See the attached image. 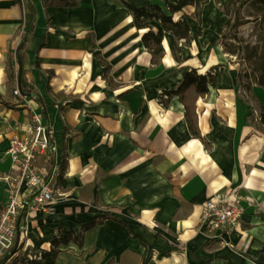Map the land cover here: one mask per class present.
Masks as SVG:
<instances>
[{
    "label": "crops",
    "instance_id": "0c3cea01",
    "mask_svg": "<svg viewBox=\"0 0 264 264\" xmlns=\"http://www.w3.org/2000/svg\"><path fill=\"white\" fill-rule=\"evenodd\" d=\"M30 1L28 34V0H0V173L10 166L8 139L32 109L49 126L59 168L54 211L31 215L27 246L48 250L58 227L78 232L109 212L84 231L81 246H60L53 264H264V122L257 111L264 87L254 85L250 99L235 64L225 61L218 44L227 16L217 0L175 15L194 12L187 17L193 39L178 41L179 59L174 36L150 23L164 49L157 64L142 42L147 28L138 29L118 0L70 8ZM126 1L163 7L162 0ZM26 35L23 79L42 105L13 94L9 70L15 76L13 52ZM192 68L218 75L205 95L188 90L186 109L165 92ZM232 192L243 210L239 224L206 231L201 205ZM6 197L0 183V211Z\"/></svg>",
    "mask_w": 264,
    "mask_h": 264
},
{
    "label": "trees",
    "instance_id": "16d2710c",
    "mask_svg": "<svg viewBox=\"0 0 264 264\" xmlns=\"http://www.w3.org/2000/svg\"><path fill=\"white\" fill-rule=\"evenodd\" d=\"M80 0H41L44 7H63L70 8L76 7ZM123 6L131 11L133 22L138 29L147 28L146 32L142 35L143 45L150 51L152 55V63L157 64L160 62L164 54V49L161 44V37L153 30L150 23L157 22L161 30L168 32L174 36L175 45L174 51L176 58L179 59V46L178 41L183 39L187 45L193 39L190 33V27L187 21L188 15L182 14L179 18H176V14L183 11L188 6H195L196 8L208 2V0H162L163 7L158 4H152L148 8L139 7L128 3L126 0H118ZM244 5H247L249 15H257L259 17V24L264 22V0H228V3L223 6V12L227 16L226 21L222 28L219 29L220 41L223 37L221 35L223 29L231 23L230 17H228V6L234 8V18L230 26L236 29L241 24H244L248 19H244L241 15V9ZM29 9V23L27 26V33L32 32L35 9L30 0H28ZM200 33V28L197 30V34ZM27 35L17 45L13 54L18 64V70L15 73L16 85L22 95L29 96L31 99L42 105L40 96L32 91L23 79V58L26 49ZM243 49L245 53L243 59H246L251 64L249 71H244L238 74V81L242 89L245 90L248 97L255 99L252 88L254 85L264 87V28H261L257 33L256 42L252 45L246 44ZM226 51V50H225ZM229 52L236 54L238 49L230 50ZM217 71L211 69L206 73H199L196 69L192 68L187 71L176 89L165 92L168 97L171 95H177L179 99L184 103L186 109L190 108L186 102V95L188 90L193 89L194 96L205 95L210 87L215 85ZM245 78V80H244ZM167 100H163L162 103L165 106ZM6 106L13 107L9 103H5ZM18 104V103H17ZM42 112L44 110L42 108ZM259 113L261 121L264 122V107L259 105ZM189 129L195 136H199L195 123L189 120ZM113 217V214L109 212L103 213L102 217L93 218L87 223L80 226L79 231L66 229L64 227H58L56 233L50 238V249H40L34 253H24L17 260H10L11 254L6 253L0 257V264H53L57 254L61 251L60 246L68 244L70 241L74 242L77 246H81L83 233L85 230L91 228L97 223L102 222L103 218ZM17 250L14 249V252ZM10 255V256H9ZM18 262V263H17Z\"/></svg>",
    "mask_w": 264,
    "mask_h": 264
},
{
    "label": "built area",
    "instance_id": "2783aa9c",
    "mask_svg": "<svg viewBox=\"0 0 264 264\" xmlns=\"http://www.w3.org/2000/svg\"><path fill=\"white\" fill-rule=\"evenodd\" d=\"M13 94L23 97L17 87ZM5 154L10 166L7 172L0 173V183L7 190L0 213V257L11 254L21 243L27 246V227L19 225L21 220L28 222L31 215L54 211L53 186L59 165L49 126L41 112L32 109L28 123L9 137ZM242 213L235 193L216 194L201 205L200 225L209 232L223 226L234 228Z\"/></svg>",
    "mask_w": 264,
    "mask_h": 264
},
{
    "label": "rangeland",
    "instance_id": "374dc122",
    "mask_svg": "<svg viewBox=\"0 0 264 264\" xmlns=\"http://www.w3.org/2000/svg\"><path fill=\"white\" fill-rule=\"evenodd\" d=\"M227 3H228V0L214 1L215 8H218V9L225 6ZM227 10L229 12L228 17H230L231 23H232L233 18H234V8H233V6H228ZM193 11H195V9H193ZM250 11H254V10L251 9ZM250 11H249L247 5H244L242 7L241 15L244 19H248V21L245 22L244 24H241L236 29H233L230 26L231 23L229 25H227L221 33L222 37L224 35V36H226V38L223 37L220 45L218 44V46H221V49L223 48V50H226V52H227L226 53L227 55L225 56L226 59L224 58L225 61L233 62L235 64V67L239 71V73H243L244 71H249V69L251 67V64L248 61H246V59H243V55L245 53V50L243 49L244 45L254 44L256 42L257 33L260 31L261 28H264V22L259 24V17L257 15H249ZM193 13L194 12H190L189 14L191 16H193ZM190 15H188V17ZM229 49L230 50L238 49L239 52L236 54H233V53L229 52ZM219 53H222V52L219 51ZM217 71H219V67L217 68ZM9 75H11V77L14 79V75L11 74L10 70H9ZM244 80H245V78H244ZM13 85H15V83ZM249 98L251 99V97H249ZM19 101L21 102V100H19ZM257 111L259 113L258 109H257ZM31 114H32V111L29 110V115L31 116ZM0 209H1V204H0ZM2 209H3V206H2ZM1 211H0V213H1ZM19 225H21V226L26 225V227H27L26 237L31 238L29 236V232H30L29 223L25 222L24 220H21ZM36 247L37 246L35 245V243L33 244V246H31V245L24 246L23 243H21L20 246L15 248V249H17V251L12 252L11 256L9 255L11 257L10 260H15V259L17 260L24 253H33L35 251L34 249Z\"/></svg>",
    "mask_w": 264,
    "mask_h": 264
}]
</instances>
